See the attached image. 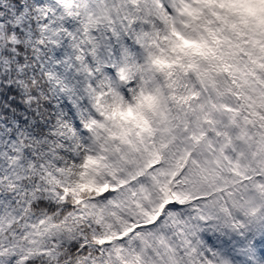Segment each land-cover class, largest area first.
<instances>
[{
    "label": "snow or ice",
    "instance_id": "obj_1",
    "mask_svg": "<svg viewBox=\"0 0 264 264\" xmlns=\"http://www.w3.org/2000/svg\"><path fill=\"white\" fill-rule=\"evenodd\" d=\"M0 264H264V0H0Z\"/></svg>",
    "mask_w": 264,
    "mask_h": 264
}]
</instances>
